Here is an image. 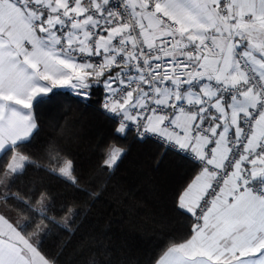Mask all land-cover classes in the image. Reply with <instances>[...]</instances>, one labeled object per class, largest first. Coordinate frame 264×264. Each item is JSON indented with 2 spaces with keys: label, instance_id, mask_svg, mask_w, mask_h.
<instances>
[{
  "label": "snow or ice",
  "instance_id": "obj_1",
  "mask_svg": "<svg viewBox=\"0 0 264 264\" xmlns=\"http://www.w3.org/2000/svg\"><path fill=\"white\" fill-rule=\"evenodd\" d=\"M60 88H102L113 136L156 137L196 167L177 198L195 223L154 264H264V0H0V264H60L43 237L73 231L76 201L29 188V167L96 195L56 141L43 163L21 150ZM97 151L111 172L127 149Z\"/></svg>",
  "mask_w": 264,
  "mask_h": 264
},
{
  "label": "trees",
  "instance_id": "obj_2",
  "mask_svg": "<svg viewBox=\"0 0 264 264\" xmlns=\"http://www.w3.org/2000/svg\"><path fill=\"white\" fill-rule=\"evenodd\" d=\"M50 95V100L34 105L38 130L21 150L43 163V149L56 141L75 158L82 185L96 195L75 191L42 169L28 168L21 177L24 184H42L57 202L73 199L78 208L73 231L54 228L47 233L44 252L55 254L60 264H88L98 253H106L103 259L109 264H154L169 243L182 242L195 223L177 207L178 195L197 172L193 162L154 138L138 139L133 131L113 136L111 115L100 110L102 88L94 89L86 102L70 88ZM109 141L127 149L111 172L95 168L98 147ZM9 156H0V162ZM23 219L17 217L19 222Z\"/></svg>",
  "mask_w": 264,
  "mask_h": 264
},
{
  "label": "built area",
  "instance_id": "obj_3",
  "mask_svg": "<svg viewBox=\"0 0 264 264\" xmlns=\"http://www.w3.org/2000/svg\"><path fill=\"white\" fill-rule=\"evenodd\" d=\"M111 2L114 4V5H116V4H120V0H111ZM121 7H122V5H121ZM116 10H118V9H116ZM134 132V131H133ZM134 134H135V132H134ZM145 138H154V139H156V140H158V138H156V137H145ZM159 141V140H158ZM180 154H182L183 156H185V154H183V153H180Z\"/></svg>",
  "mask_w": 264,
  "mask_h": 264
},
{
  "label": "rangeland",
  "instance_id": "obj_4",
  "mask_svg": "<svg viewBox=\"0 0 264 264\" xmlns=\"http://www.w3.org/2000/svg\"><path fill=\"white\" fill-rule=\"evenodd\" d=\"M71 90L75 92V90H73V89H71Z\"/></svg>",
  "mask_w": 264,
  "mask_h": 264
},
{
  "label": "crops",
  "instance_id": "obj_5",
  "mask_svg": "<svg viewBox=\"0 0 264 264\" xmlns=\"http://www.w3.org/2000/svg\"><path fill=\"white\" fill-rule=\"evenodd\" d=\"M34 115V114H33ZM37 122V121H36ZM38 124V123H37Z\"/></svg>",
  "mask_w": 264,
  "mask_h": 264
}]
</instances>
